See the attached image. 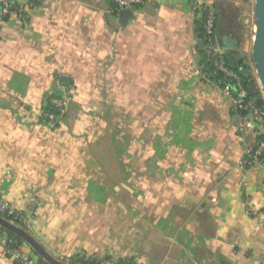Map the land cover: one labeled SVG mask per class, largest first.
<instances>
[{
	"label": "crops",
	"instance_id": "1",
	"mask_svg": "<svg viewBox=\"0 0 264 264\" xmlns=\"http://www.w3.org/2000/svg\"><path fill=\"white\" fill-rule=\"evenodd\" d=\"M204 1L217 9L226 61L252 77L237 0ZM132 13L121 26L109 0H35L6 21L0 195L32 212L25 233L54 260L264 264V162L240 166L258 137L238 131L244 120L204 70L193 11L149 0ZM53 93L72 104L49 125L41 113ZM0 264H15L1 247Z\"/></svg>",
	"mask_w": 264,
	"mask_h": 264
},
{
	"label": "built area",
	"instance_id": "2",
	"mask_svg": "<svg viewBox=\"0 0 264 264\" xmlns=\"http://www.w3.org/2000/svg\"><path fill=\"white\" fill-rule=\"evenodd\" d=\"M33 1L35 0H29V3L23 5L17 3L16 0H0V31L11 16H15L18 20L26 18V12L32 7ZM148 1L109 0L117 9V13L125 9L133 11L134 9L142 8ZM184 1L193 11L195 18L203 20L205 41L203 49L207 61L215 66V73L231 81V83L223 85L221 91L223 96L230 101L233 115L239 120H244L243 127L239 126L238 131L240 133L251 131L256 137L263 136V138L257 139L253 148H244L240 163L243 169L258 167L264 162V135L262 134L264 129V105L255 104L251 100L247 90L242 85L240 77L226 65L224 54L217 45L214 34L217 18L216 7L204 0ZM256 83L258 84L257 78ZM70 101L71 98L68 95L47 97L46 102L53 106L58 114L43 112V120L49 125L59 122L69 111ZM0 218L24 232L34 229L32 212L30 210L16 209L2 195H0ZM0 247L15 264H38L39 257L36 254L24 251L22 245L17 246L14 241L8 239L1 231ZM65 260L67 264H120L117 259L87 253L77 254Z\"/></svg>",
	"mask_w": 264,
	"mask_h": 264
},
{
	"label": "trees",
	"instance_id": "3",
	"mask_svg": "<svg viewBox=\"0 0 264 264\" xmlns=\"http://www.w3.org/2000/svg\"><path fill=\"white\" fill-rule=\"evenodd\" d=\"M111 5L114 7L115 10H117L112 3H111ZM195 23H196L197 38H198V42L200 44L199 45V53L201 54L202 59L205 62L204 63V70L221 87L223 85H225L226 83H231L230 80L225 79L220 74L215 73V66L212 63L207 61L205 54H204V49H203V46L205 44L203 20L202 19H196ZM216 25H217V18H216ZM215 30H216V26H215L214 31ZM224 59H225V57H224ZM225 62H226V65L232 71H234V73H236L240 77L243 87L247 90L249 97L251 98L250 94L252 92V88H253L252 84L254 82V78H252L246 74L244 67H240V68L239 67H233V66L231 67L228 64V62L226 61V59H225ZM51 96L52 97H61V95H58L56 93H53V95H51ZM43 110H44V112H47V113L58 114L57 110L53 106L48 104L47 102H46ZM67 113L62 117V119H64L66 117ZM258 138L259 139L263 138V136H259ZM0 231L2 233H4L8 239L14 241L17 246H20L22 244H28L29 246H31L34 254H36L39 257L38 264H61V263L57 262L56 260H54L53 258H51L50 256H48L39 247V245L36 243V241L33 238H31L28 234H26L23 230L3 222L1 220V218H0ZM118 262L120 264H136L134 261H132L130 259H118Z\"/></svg>",
	"mask_w": 264,
	"mask_h": 264
},
{
	"label": "water",
	"instance_id": "4",
	"mask_svg": "<svg viewBox=\"0 0 264 264\" xmlns=\"http://www.w3.org/2000/svg\"><path fill=\"white\" fill-rule=\"evenodd\" d=\"M132 17L133 13L131 10H121L118 13V23L121 26H125L132 19ZM254 26L255 34L251 47V57L254 64V70L256 72L258 84L264 92V0H255ZM224 43L229 48L233 47L232 40L228 38L224 39ZM2 221L5 222L4 220Z\"/></svg>",
	"mask_w": 264,
	"mask_h": 264
},
{
	"label": "rangeland",
	"instance_id": "5",
	"mask_svg": "<svg viewBox=\"0 0 264 264\" xmlns=\"http://www.w3.org/2000/svg\"><path fill=\"white\" fill-rule=\"evenodd\" d=\"M237 4H238L237 10L240 12L239 19H240V22L242 23L241 27L244 30V32H245V30L249 31V35H248L249 42H247V45L245 46V50H244L243 56L245 57V59L248 61V64L250 65V68H249V70L251 72L250 74L252 75V78H254V82L256 83V78L257 77H256V72L254 70V64H253L252 57H251V43H250V29H251L252 24H253V18H252V12H251L252 11V3H251V0H237ZM213 6H215V5L213 4ZM248 76H250V75H248ZM71 104L72 103L70 101V104H69V107H68L69 109H70ZM259 105H264V100H263V103H261ZM43 112L41 113V115L43 114ZM134 151L135 152L137 151V146L134 149ZM67 258L68 257L59 258L56 261L61 263V264H67V262L65 260Z\"/></svg>",
	"mask_w": 264,
	"mask_h": 264
}]
</instances>
